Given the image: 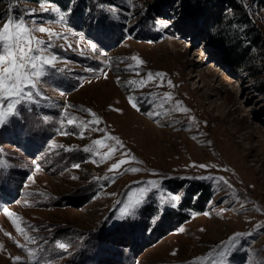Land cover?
<instances>
[{
  "label": "rangeland",
  "instance_id": "rangeland-1",
  "mask_svg": "<svg viewBox=\"0 0 264 264\" xmlns=\"http://www.w3.org/2000/svg\"><path fill=\"white\" fill-rule=\"evenodd\" d=\"M234 1L227 26L251 63L183 2L0 0V27L47 29L33 47L54 58L0 124V264H264V0ZM235 233L252 234L222 245Z\"/></svg>",
  "mask_w": 264,
  "mask_h": 264
},
{
  "label": "snow or ice",
  "instance_id": "snow-or-ice-1",
  "mask_svg": "<svg viewBox=\"0 0 264 264\" xmlns=\"http://www.w3.org/2000/svg\"><path fill=\"white\" fill-rule=\"evenodd\" d=\"M61 19H63V17ZM35 31L46 32L48 30L42 27L34 29L28 26L23 19L19 18H9L7 22L3 23L2 27H0V124L5 122L7 116L16 114L15 106L21 103V97L26 96L28 99L32 98L33 93L26 92L25 89H35L39 79L45 74L44 66H51L54 63V58L41 55L44 51L43 48L33 47V42H35L36 45L41 44V41L35 39L33 36V32ZM132 59L136 61L137 66L143 63V61L139 60L137 57H132ZM152 75L153 74L149 73L148 78L151 79ZM155 75L157 77H163L165 74L157 73ZM169 84H171V81H169ZM168 98L169 97L166 94L165 99ZM130 103L133 104V107L136 106L131 98ZM5 107L7 108V111L3 110ZM85 111L89 112L92 116H95L94 113H91V110ZM185 111H187V109H185ZM75 119V117L69 118L67 119V123L72 125L75 123ZM93 123H99V120L96 119ZM111 139H114L118 144H121L119 138L111 137ZM102 144L103 141L101 139L94 141V145ZM84 151H93V149L85 148ZM132 159L134 160L135 158L133 157ZM129 162L130 161L128 160H119L116 164L111 165L109 170L116 171L123 164ZM74 167H78V165H74ZM199 167L206 168L207 166L199 165ZM126 171L136 172L139 171V169L130 168L126 169ZM155 183L157 182H147L148 185ZM136 192L139 194L136 197V203H142L143 199L146 198L147 188H138L136 189ZM129 199H132L131 194H129ZM174 199H178V197H174ZM4 211L10 217L13 215L8 212L7 209H4ZM20 219L22 220V218ZM13 223L17 227V231H20L23 234L24 229L20 225H17L15 220ZM182 230L183 229H181V231ZM251 234L252 233H235L228 241L222 242V245L232 247L241 239V237ZM56 246L65 251L69 247L68 244L61 241H56ZM224 254L225 253L223 252L221 253V255ZM16 259L19 260V257ZM193 264H199V261H194Z\"/></svg>",
  "mask_w": 264,
  "mask_h": 264
},
{
  "label": "trees",
  "instance_id": "trees-1",
  "mask_svg": "<svg viewBox=\"0 0 264 264\" xmlns=\"http://www.w3.org/2000/svg\"><path fill=\"white\" fill-rule=\"evenodd\" d=\"M175 1L183 2L190 10L189 13L191 15V20H193L192 25L194 27L205 32H210L212 29H217L220 32L218 35L216 34L218 38L217 42L225 44V51L226 54L229 55L230 60H239L238 58H240V60H249L246 58V55L245 57L244 55H241L244 51L240 44L238 37L240 35L237 33V30L234 29L231 31L229 28V26L233 24L234 18L229 16V10H236L239 8L238 5L234 3V0H161L163 4L160 5L164 6L167 4V6H169V4H173ZM155 7H157V4ZM227 23H229V26H227ZM225 25L227 27H225ZM244 50L247 51V48L244 47ZM249 63H251L250 60ZM194 194L196 193L194 192ZM208 196V189L200 186L197 192L196 206H202L204 200L208 199ZM188 200L189 194L188 197H186L185 203H187ZM106 237L108 239L113 238L114 240H117V242L126 243L123 240L124 237L119 232H116V234L115 232H110Z\"/></svg>",
  "mask_w": 264,
  "mask_h": 264
},
{
  "label": "bare ground",
  "instance_id": "bare-ground-1",
  "mask_svg": "<svg viewBox=\"0 0 264 264\" xmlns=\"http://www.w3.org/2000/svg\"><path fill=\"white\" fill-rule=\"evenodd\" d=\"M190 71L191 70H184V69H180L179 68V70H178V72H177V75H176V77L173 79V83L174 84H176V85H178V92L179 93H181L183 96H191V90L189 89V88H187V81L185 80V78L186 77H184V74H188V78H190L191 77V75H190ZM98 92V91H97ZM100 92V91H99ZM193 93V92H192ZM254 131H256V132H258V135L261 137V138H263V139H261L260 138V140L262 141V140H264V131L260 128V127H256V130H254ZM251 133V132H250ZM255 133V132H254ZM252 134H253V132H252ZM205 135V134H204ZM207 135V134H206ZM206 135H205V137L204 138H206ZM232 135V134H231ZM203 136V135H202ZM201 136V138H203ZM227 136L229 137V134H227ZM203 138V139H204ZM217 139V138H216ZM214 141H215V139H214ZM214 143V142H213ZM213 143L212 144H210V146H213ZM230 143H233V141L231 140V142ZM209 146V145H208ZM211 149V148H210ZM207 151H208V149H207ZM244 158V157H243ZM245 159V158H244Z\"/></svg>",
  "mask_w": 264,
  "mask_h": 264
}]
</instances>
